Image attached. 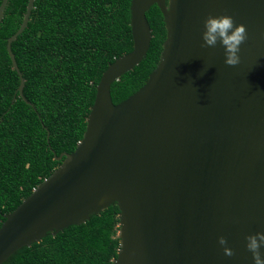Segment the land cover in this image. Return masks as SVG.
I'll use <instances>...</instances> for the list:
<instances>
[{"label":"water","instance_id":"95a60500","mask_svg":"<svg viewBox=\"0 0 264 264\" xmlns=\"http://www.w3.org/2000/svg\"><path fill=\"white\" fill-rule=\"evenodd\" d=\"M35 1L7 44L22 97L12 44ZM155 5L167 31L160 62L143 87L114 104L113 83L148 55ZM131 11L133 50L104 72L77 149L58 157L62 165L5 216L0 264L114 203L121 239L114 264H254L246 237L264 232V0H132ZM224 15L247 32L234 67L222 46L202 39L205 20Z\"/></svg>","mask_w":264,"mask_h":264},{"label":"trees","instance_id":"16d2710c","mask_svg":"<svg viewBox=\"0 0 264 264\" xmlns=\"http://www.w3.org/2000/svg\"><path fill=\"white\" fill-rule=\"evenodd\" d=\"M28 2L9 0L0 24V228L62 165L65 156L57 158L77 149L104 72L134 48L132 0H36L26 30L12 44L25 80L22 97L7 44ZM147 19L153 32L148 55L113 83L114 104L143 87L160 62L167 31L157 5ZM119 214L114 203L85 223L48 233L4 264H114Z\"/></svg>","mask_w":264,"mask_h":264},{"label":"clouds","instance_id":"9594fccd","mask_svg":"<svg viewBox=\"0 0 264 264\" xmlns=\"http://www.w3.org/2000/svg\"><path fill=\"white\" fill-rule=\"evenodd\" d=\"M202 39L205 47L214 48L217 44L222 46L225 64L234 67L240 63L241 45L247 39L246 27L243 24L236 25L234 19L228 15L209 16L204 22ZM219 244L225 246L226 238L221 236ZM246 248L251 252L254 264H264V251H262L264 250V232H256L247 236ZM224 252L228 256L233 255L232 250L228 247H224Z\"/></svg>","mask_w":264,"mask_h":264}]
</instances>
